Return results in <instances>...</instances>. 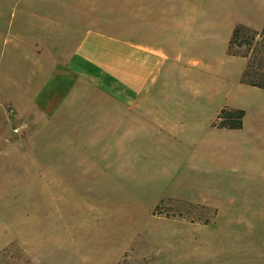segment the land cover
Segmentation results:
<instances>
[{"label":"crops","instance_id":"crops-1","mask_svg":"<svg viewBox=\"0 0 264 264\" xmlns=\"http://www.w3.org/2000/svg\"><path fill=\"white\" fill-rule=\"evenodd\" d=\"M10 10L0 164L17 185L87 184L143 136L213 151L200 135L213 111V0H16Z\"/></svg>","mask_w":264,"mask_h":264},{"label":"rangeland","instance_id":"rangeland-1","mask_svg":"<svg viewBox=\"0 0 264 264\" xmlns=\"http://www.w3.org/2000/svg\"><path fill=\"white\" fill-rule=\"evenodd\" d=\"M13 1L0 0V85ZM236 25L251 30L234 45L248 78L264 73V0H213V111L200 116L213 151L143 136L78 185H17L1 163L0 264H264V89L228 57ZM223 108L244 111L241 128L220 126Z\"/></svg>","mask_w":264,"mask_h":264},{"label":"trees","instance_id":"trees-1","mask_svg":"<svg viewBox=\"0 0 264 264\" xmlns=\"http://www.w3.org/2000/svg\"><path fill=\"white\" fill-rule=\"evenodd\" d=\"M243 30L248 33L251 32V30L248 27H245L243 25H236L234 27L232 36L229 40V46H228L229 54H233V55L240 54L246 57V53L236 52L233 49L235 44H237L238 46H242V44L245 42L243 38L239 39L240 34L243 32ZM263 33H264V29H263ZM250 65L251 63L250 61H248L246 68L243 71L241 82L264 89V73H259L258 71H254L252 77L248 78V71H250ZM243 116H244V111L242 109L223 108L219 114V117L221 118L220 126L229 129L241 128Z\"/></svg>","mask_w":264,"mask_h":264},{"label":"built area","instance_id":"built-area-1","mask_svg":"<svg viewBox=\"0 0 264 264\" xmlns=\"http://www.w3.org/2000/svg\"><path fill=\"white\" fill-rule=\"evenodd\" d=\"M10 113H12V110H9ZM24 128V124H21L19 126H17L15 129H14V132H20L21 129Z\"/></svg>","mask_w":264,"mask_h":264}]
</instances>
